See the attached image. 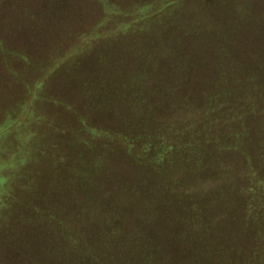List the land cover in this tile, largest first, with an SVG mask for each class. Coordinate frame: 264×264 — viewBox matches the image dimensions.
Here are the masks:
<instances>
[{"label": "trees", "instance_id": "obj_1", "mask_svg": "<svg viewBox=\"0 0 264 264\" xmlns=\"http://www.w3.org/2000/svg\"><path fill=\"white\" fill-rule=\"evenodd\" d=\"M83 1L0 0V5L14 4L16 10L20 7L24 11L23 16L38 17L44 23H64L70 9L76 18L83 19ZM87 1L97 12L96 20L102 21L105 13L120 6H125L119 12L125 17L139 10L142 18H154L177 0H166L159 8L152 6L159 0H138L137 4L135 0ZM203 1L196 0L192 10H183L182 21L170 23L181 25L182 45L190 38L209 43L198 58L175 48L170 51L179 55V60L168 76L169 81H175L171 90L175 92L167 97H189L175 117H166L165 90L154 89L146 98L130 90L128 83H134L136 77L133 74L119 82L110 81L109 88L128 104L151 100L149 109L135 111L144 119H81L72 125L68 137L62 125L54 126L58 136L49 150L62 159V145L68 148L63 167L71 185L68 194L73 195L70 204L78 194L102 184L103 170L114 154L123 156L127 167L123 171L132 175V188L140 187L148 196L129 216L132 228L127 230L119 217H93V210L86 207L88 202L81 200L66 206V212L58 208L61 213L55 212V217H0V235L8 230L12 218L19 227L35 220L48 225L49 238L56 244L54 255L42 254L36 264H264V0H211L212 18L204 17L200 9ZM244 35L241 49L237 41ZM67 36L65 33L59 41ZM8 45L0 36L4 61L22 55L20 49L12 50ZM19 125L15 131L21 129L22 139L35 135L36 129L26 136L27 129ZM11 128L8 125L7 131ZM42 150L35 159L40 164L50 154ZM12 151L9 148L6 154ZM55 159L52 164L57 166ZM59 174L52 172L54 181ZM0 180L2 184L9 178L1 175ZM114 181L119 188L115 193L122 195L120 189L126 182L119 175ZM30 208L35 209V205ZM143 208L145 217H133ZM118 209L113 208L111 214L117 216ZM95 219L104 228L95 226ZM5 234L7 244L17 238L9 231ZM113 248L119 253L116 260L112 258ZM71 251L79 258L72 259ZM108 254L111 257L103 260ZM42 257L54 260L43 262Z\"/></svg>", "mask_w": 264, "mask_h": 264}, {"label": "rangeland", "instance_id": "obj_2", "mask_svg": "<svg viewBox=\"0 0 264 264\" xmlns=\"http://www.w3.org/2000/svg\"><path fill=\"white\" fill-rule=\"evenodd\" d=\"M135 1L137 4L138 0ZM164 1L166 0L156 1L152 6L159 8ZM195 1L177 0L174 5L165 7L150 19L138 15L139 10L135 12L136 15L125 17L124 13L119 14L125 6H120L105 13L102 21H97L98 15L93 10L92 2L84 0L82 6L85 10L80 12L83 19L76 18V14H72L70 9L71 15L64 23H44L38 17L34 19L23 16L24 11L20 7L16 10L14 4L0 5V36L7 40L12 50L18 48L22 54L8 57L6 61L4 57H0V177L7 175L9 178L8 182L0 183V217H55L54 213L60 212L58 208H64L66 212V206H75L81 200L80 202H88L86 207L93 210V217H119L127 230L132 228V212L140 208L139 204L145 203L148 196L146 190L132 188V175L123 171L127 169L123 156L114 154L113 160L103 170L102 184L96 189L78 194L70 204L68 201L70 195H73L68 194L71 185L66 168L63 167L66 165V153L69 152L65 143L61 148L62 159L50 151L52 142L55 143L56 135L58 136L54 126L60 128L62 125L64 134L68 137L69 131L74 128L72 125L81 119L92 120L91 122L122 118L127 122L144 119L145 116H136L135 111L145 110L147 107L149 109L152 106L151 100L147 98L139 103L128 104L126 100H119L116 91L109 88L110 81L119 82L133 74L136 77L134 83H128L130 90L138 91L139 95H145L144 98L147 92L154 89L165 90L163 105L167 107L166 117H175L176 110L180 112L178 107L186 106L189 97L185 96L180 100H169L167 97L175 92L171 91L175 81H169L168 76L173 73L179 60V55H171L170 51L175 48V51H183L182 54H197L195 58H198L202 55V47L209 44L190 38L186 45H182L181 25L170 26L171 22L182 21L183 10H192ZM142 3L145 2L139 4ZM67 6H63V10ZM212 6L211 0L203 1L200 9L204 17H213ZM210 20L205 25L212 21ZM27 22L34 24L28 26ZM93 32L99 34L94 36ZM65 33L68 36L59 41ZM244 38L245 35L237 41L238 48L243 49ZM185 49L187 52L184 53ZM156 103L158 107L161 105L160 102ZM164 106L161 108L164 109ZM122 112L127 113L117 115ZM18 124L27 129L24 133L26 136L36 129L35 135L22 139L21 129L15 131V125ZM8 125L10 128L12 126L9 131ZM45 145L48 147L44 148ZM9 148L13 151L6 154ZM42 149L50 154L40 164L35 159ZM53 157L55 161L57 158V166L52 164ZM67 160L70 161L69 157ZM5 164L9 167H4ZM52 172L60 173L57 182L54 181ZM116 175L126 182L124 188L120 189L122 195L115 193L119 190L114 181ZM104 181L107 185H104ZM148 195L153 196L150 191ZM31 205H35V209L30 208ZM113 208H119L117 216L111 214ZM143 210L144 208L136 211L133 217H145ZM12 219L7 226L8 230L0 235V264H36L37 258L42 254L54 255L56 244L49 238L48 225L35 220L36 222L29 221L28 226L22 224L19 227ZM94 224L104 228L97 219ZM157 227L160 228V225ZM8 231L17 236L9 244L5 234ZM113 250L112 258L116 260L119 253L117 249ZM70 254L72 259L79 258L73 251ZM109 257L111 255L103 260H108ZM45 258L42 257L41 260H54Z\"/></svg>", "mask_w": 264, "mask_h": 264}]
</instances>
